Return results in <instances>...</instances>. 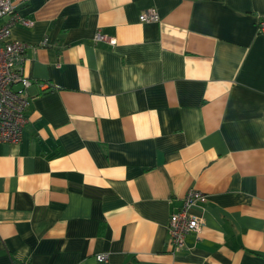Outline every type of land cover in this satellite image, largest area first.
I'll return each instance as SVG.
<instances>
[{"label": "crops", "instance_id": "crops-1", "mask_svg": "<svg viewBox=\"0 0 264 264\" xmlns=\"http://www.w3.org/2000/svg\"><path fill=\"white\" fill-rule=\"evenodd\" d=\"M12 2L31 84L0 142V264H264V0ZM189 188L203 225L173 251Z\"/></svg>", "mask_w": 264, "mask_h": 264}, {"label": "built area", "instance_id": "built-area-1", "mask_svg": "<svg viewBox=\"0 0 264 264\" xmlns=\"http://www.w3.org/2000/svg\"><path fill=\"white\" fill-rule=\"evenodd\" d=\"M141 21H158L159 15L154 8L139 13ZM29 18L20 15L12 0H0V142H17L22 136L26 123V111L30 100L27 94L31 79L23 72L22 62L28 44L25 41L10 38L11 28L15 24L31 25ZM258 32H264V16L257 22ZM94 39L114 44L116 39L101 30L94 34ZM46 39L43 40V44ZM50 87V84L44 83ZM206 194L189 188L182 196L180 206L170 212L167 222L168 239L173 251L185 245V236L194 233L197 238L203 225V219L191 211V206L203 203ZM98 262H106L108 254H95Z\"/></svg>", "mask_w": 264, "mask_h": 264}, {"label": "trees", "instance_id": "trees-1", "mask_svg": "<svg viewBox=\"0 0 264 264\" xmlns=\"http://www.w3.org/2000/svg\"><path fill=\"white\" fill-rule=\"evenodd\" d=\"M219 1H221V0H219Z\"/></svg>", "mask_w": 264, "mask_h": 264}]
</instances>
